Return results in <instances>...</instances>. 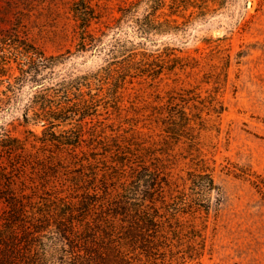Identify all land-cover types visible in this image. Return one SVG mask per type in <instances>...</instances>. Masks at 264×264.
Listing matches in <instances>:
<instances>
[{
  "label": "rangeland",
  "instance_id": "1",
  "mask_svg": "<svg viewBox=\"0 0 264 264\" xmlns=\"http://www.w3.org/2000/svg\"><path fill=\"white\" fill-rule=\"evenodd\" d=\"M73 1L0 0V31L18 22L28 40L47 55L62 54L38 84L26 82L14 94L7 92L10 100L0 103V126L26 143L24 156L33 164L0 177V191L9 194L13 206L21 210L16 218L25 221L20 223L23 229L41 214L48 219L36 238L46 264L73 263L81 256L78 243L72 245L56 234L57 223L70 225L63 219L64 211L73 210L65 217L93 221L110 202L119 200L122 185L129 182L131 168L137 165L160 168L172 188H181L186 172L198 159L212 170L223 199L219 210L211 211L206 219L202 256L191 259L177 253L173 263L264 264V0H232L226 8L192 21L182 31L153 35V42L146 45L148 51L163 45L174 47L176 56L182 58L180 64L186 66L164 68L156 79H129L119 89L120 112L110 107L106 113L100 108V116L87 119L84 141L75 152L44 147L28 132L32 130L41 137L43 129L41 124L23 123L30 99L41 86H51L69 75L97 71L107 63L104 49L114 36L138 39L132 28L123 25L116 33L106 30L98 50L78 52L70 10ZM122 1H103L106 8L102 21L112 23L113 17L119 16L116 10ZM92 28L98 35L99 28L105 30L104 23L93 24ZM1 82L0 91L7 86L5 80ZM0 98H5L1 92ZM170 102L201 116L204 127L197 130L198 148L161 131L158 117L166 115ZM215 104L223 106L220 114L212 111ZM3 161L7 163L6 158ZM86 194L95 201L90 213L81 216L80 201ZM11 209L5 201L0 202V222L13 213ZM200 221L193 220L196 225ZM80 224L71 226L75 234L81 230ZM14 229L21 231L19 226ZM3 250L0 246V255ZM23 251L14 264H31L30 258L38 259L32 255L34 250Z\"/></svg>",
  "mask_w": 264,
  "mask_h": 264
},
{
  "label": "trees",
  "instance_id": "2",
  "mask_svg": "<svg viewBox=\"0 0 264 264\" xmlns=\"http://www.w3.org/2000/svg\"><path fill=\"white\" fill-rule=\"evenodd\" d=\"M103 1L108 0L73 1L70 10L75 22L76 50H98L106 30L116 33L123 25L132 28L138 40L114 36L111 45L107 50L104 49L107 51V63L97 71L69 75L51 86H41L33 94L23 123L41 124V137H37L32 130L28 132L44 147L51 145L75 152L84 141V124H87V119L92 121L93 117L101 115V109L107 113L110 107L120 112L122 97L119 89L129 79L136 76L156 79L164 68L186 66L185 63L180 64L182 58L176 56L177 49L174 47L163 45L158 46L155 51H148L146 45L153 42V35L182 31L192 21L226 8L232 2L123 0L117 5L119 16H114L112 23H105L102 21L103 10L106 8ZM100 23H104L105 30L99 28L98 35L92 25ZM61 58L62 54L47 55L30 42L18 22L9 29L0 31V83L2 80L7 82L6 89L0 91L5 95V98H0V103L9 101L11 97L7 92L14 94L24 83L38 84L44 72L52 71ZM170 61L172 64H168ZM222 110V105L212 106V111L216 114H220ZM165 112L166 115L158 117L161 131L167 137L174 140L185 139L189 146L198 148L197 130L204 127L201 116L198 113H188L176 102H170ZM25 148L23 140L0 126V177L5 178L9 170L33 167L25 159ZM4 158L7 163H4ZM196 161L195 167L186 172L181 188H172L168 179L161 176L160 168L150 169L137 165L131 168L129 182L122 185L123 192L120 193L119 200L110 202L93 221L65 217L73 210L64 211L63 219L70 225L57 223L56 234L72 245L78 243V250L81 251L79 258H75L73 263L67 261V264H178L172 261L174 254L183 253L191 259L202 256L206 243V219L211 211L219 210L223 194L209 166L203 159ZM165 190L168 191L167 196ZM1 201L8 203L13 213L0 222V246L4 249L0 255V264L20 261L18 253L23 249L25 253L34 250L32 255L38 258L35 261L30 258L29 263L46 264L44 254L36 247L37 235L43 231L41 224L48 221L46 216L41 214V218L28 222L29 228L23 229L20 223L25 221L16 218L21 210L16 205L13 206L9 194L0 191ZM92 201L95 199L88 194L80 201L78 212L81 216L90 213ZM184 217L192 220L184 221ZM197 218L201 220L199 225L193 222ZM75 222L81 223L82 228L78 234L71 228ZM17 226L21 229L20 232L14 231ZM10 249L16 250L17 254H13Z\"/></svg>",
  "mask_w": 264,
  "mask_h": 264
}]
</instances>
